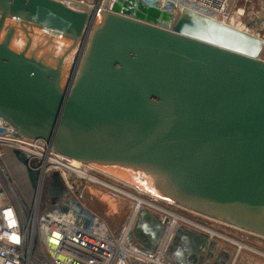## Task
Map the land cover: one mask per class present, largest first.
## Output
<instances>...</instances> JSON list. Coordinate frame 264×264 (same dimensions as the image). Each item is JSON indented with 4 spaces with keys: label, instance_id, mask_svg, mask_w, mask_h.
Returning a JSON list of instances; mask_svg holds the SVG:
<instances>
[{
    "label": "water",
    "instance_id": "obj_1",
    "mask_svg": "<svg viewBox=\"0 0 264 264\" xmlns=\"http://www.w3.org/2000/svg\"><path fill=\"white\" fill-rule=\"evenodd\" d=\"M115 10L0 0V116L64 156L264 237V39L189 9L170 30ZM8 20L29 39L22 52L11 44L16 27L3 33ZM26 26L73 42L56 67L27 55ZM80 42L64 84V60ZM13 153L36 189L30 156ZM49 179L58 206L69 191L58 173Z\"/></svg>",
    "mask_w": 264,
    "mask_h": 264
},
{
    "label": "built area",
    "instance_id": "obj_2",
    "mask_svg": "<svg viewBox=\"0 0 264 264\" xmlns=\"http://www.w3.org/2000/svg\"><path fill=\"white\" fill-rule=\"evenodd\" d=\"M57 1L75 9L97 10L100 13L112 11L115 0ZM139 1L145 3L150 11H157L160 16L153 18L137 10L133 11L130 18L168 30L185 9L233 26L235 18L244 16L246 12V6L238 5H252V0H241L239 4V0ZM258 1L264 5V0ZM164 15L168 17L167 20L163 18ZM14 150L28 154L31 168L39 172L32 209L26 207L2 166L6 152L13 153ZM71 159L42 141L23 137L0 116V264H173L167 259V253L176 231L185 226L211 239H225L239 250L243 249L241 246L246 247L213 231L209 226L182 216L173 207L175 201L148 193L134 184L100 172L99 168L80 162V166L73 167L78 173L68 171L65 165ZM53 173L61 176L69 193L58 206L53 204L51 209L41 213L38 206ZM71 177L131 201L132 211L118 235L113 234L101 219L80 202L81 194L69 186ZM76 182L72 183L75 187ZM70 203L67 212L57 210ZM144 210L156 214L164 229L152 252L147 251L148 246L136 229L138 218Z\"/></svg>",
    "mask_w": 264,
    "mask_h": 264
},
{
    "label": "rangeland",
    "instance_id": "obj_3",
    "mask_svg": "<svg viewBox=\"0 0 264 264\" xmlns=\"http://www.w3.org/2000/svg\"><path fill=\"white\" fill-rule=\"evenodd\" d=\"M240 2L241 0L238 1V4ZM238 6H246V10H245L246 12L244 16L235 18L233 26L239 29H242L244 31H248L257 37L264 39V13H263L264 5H262V3L258 0H252V5H238ZM113 7L114 9L119 10V11L115 10L116 13H119L120 15L125 16V17H130L134 14L133 11L139 10V9H135V7L127 6L126 2H122ZM94 11L95 10H91V13ZM139 11L147 14L146 10H139ZM95 12L98 13L97 10ZM148 15L152 17L153 14H148ZM100 17H101L100 15L96 17L95 24L99 23ZM10 22L12 21L10 20L8 24ZM90 32H88L87 36L89 35ZM16 40H18L17 37L15 38L14 40L15 42L12 45L13 47L18 46V43ZM52 40L54 41V39ZM52 40L48 42L45 49L51 50L50 47L55 46L52 44L53 43ZM79 44L76 46V49L73 52L76 55L80 53V48H81L80 46L82 42H80ZM38 45L40 46V44ZM64 49L66 50L67 48H64ZM56 53H57L56 51L48 52V54L46 55L47 58H43L41 60L46 62L48 59V61L49 62L51 61L52 63V60H49L51 58L50 56H53V54L56 55ZM59 54L61 55L62 52L59 51ZM261 59L264 60V50L261 54ZM56 60L58 59H55V61L53 62L55 63ZM69 66H70V62H69ZM2 166L4 168V171L7 173L8 177L10 178V182L12 186L15 188V190L17 191L18 195L23 200L26 207L29 209H32V206L34 204L35 189L31 187V184L28 180V176L26 174V170L24 166L16 159L14 153H12L11 151H7L6 154L4 155V158L2 160ZM99 171L102 173L106 172L107 174L115 178H118V179L123 178L115 174L112 175V173H108L107 171H104L101 169ZM0 175H1V170H0ZM98 176L103 177L101 175H98ZM71 179L72 180L70 181L69 186L71 188L77 189V191L81 194L80 202L84 204L99 219H101L107 225V227L110 229L112 233L116 232L118 235L121 232L123 226L126 224L130 216V213L132 211L131 209L132 206L130 208V204L128 203L126 198L124 199L120 196L112 194L109 190L104 189L99 186H95L91 183H85L82 180L73 179L72 177ZM122 180L130 184H134L137 187L144 189L148 193H154L156 195L163 196L156 189L139 184L137 182L131 181L126 178H123ZM74 181H77L76 187L72 185ZM46 185L44 188V193L40 200V204L38 206V209H40L41 213L46 212L48 209H51L53 205V202L50 201V198L48 200ZM90 186H93V188H96V190L97 189L98 190L93 191V192H88V187ZM106 193L112 194V198L109 197L108 199L113 201L112 203L115 204L117 208L116 212H114L113 209L111 210L109 200L107 201V198H105V196H107L105 195ZM175 203L176 204L173 206L174 209L178 211L180 214H182V216H185L188 219L193 220L202 225L209 226L210 228H212L213 231L218 232L219 234H222L223 236L230 238L234 240L235 242H239L248 248V249L243 248L239 250V248L236 245L232 244L231 242L225 239L214 238V239L223 241L224 243H228L234 247L233 256L231 255L229 256L227 254L226 256L224 255L227 259V262L229 261L228 264H264V237L251 233L249 231L234 227L221 219H215L207 215L201 214L190 208L184 207L178 204L177 202ZM174 250L175 249H173L172 251L173 256H175ZM34 253H35V249H34ZM37 256H39V254H37Z\"/></svg>",
    "mask_w": 264,
    "mask_h": 264
},
{
    "label": "crops",
    "instance_id": "obj_4",
    "mask_svg": "<svg viewBox=\"0 0 264 264\" xmlns=\"http://www.w3.org/2000/svg\"><path fill=\"white\" fill-rule=\"evenodd\" d=\"M97 190L96 188H93V186L88 187V192ZM105 195H107L105 198H107V201L109 200L111 210L113 209V211L116 212L117 208L115 204L112 203L113 201L108 199L109 197L112 198V194L106 193ZM127 201L131 208V201ZM162 227L163 226L156 214L147 210L141 212L136 224V229L137 234L140 235V238L144 240L145 244H147L148 247L146 248L148 252L153 251V245H156L157 247L158 242L155 244V241L157 238L161 237ZM113 234L117 233L113 232ZM204 235L205 234L200 233L193 228L186 226L181 227L176 231L175 236L170 244V248L167 253V259L173 264H194L196 257L198 258L196 264H228L229 261L227 262L225 256L226 254L233 256L234 247L228 243H224L223 241L207 238L205 245L202 248H199ZM172 244H174L173 249H175V256L172 255Z\"/></svg>",
    "mask_w": 264,
    "mask_h": 264
},
{
    "label": "flooded vegetation",
    "instance_id": "obj_5",
    "mask_svg": "<svg viewBox=\"0 0 264 264\" xmlns=\"http://www.w3.org/2000/svg\"><path fill=\"white\" fill-rule=\"evenodd\" d=\"M9 21L10 20H8L6 22V27H5L3 33H5L7 31L8 27L15 26L16 31H15L14 39L12 40L11 44L12 45L14 44V42H15L14 40L17 37L18 40H16V41L18 43V46H16V47L12 46V47L14 48V50H16L18 52H22L25 49V47L27 46L29 39L27 38L26 34L22 31L21 26L18 22L11 20L12 22L9 23L10 24V26H9V24H8ZM26 27L28 28V30H30V32H31L30 36L32 38V43H31L30 49L28 50L27 55L30 57L32 55H35V57L38 60H41L43 58H47L46 55L48 54V52L56 51L57 52L56 55L53 54V56H50L51 58L49 60H52V63H51V61L49 62L48 59L46 61L47 62L46 64L53 66V67H56L58 64V60L60 58H62L64 56L65 52H67L70 49L73 42L70 40H67V39L65 40L63 37L55 35L51 31H44V30H40V29L30 27V26H26ZM52 39H54V41ZM50 40H52V42H53L52 44L55 46H51L50 47L51 50H49V49L47 50V49H45V47ZM38 44H40V46ZM82 45H83V43L81 44L80 47H82ZM64 48H67V49L65 50ZM75 49H76V46L69 52L68 56L64 60L63 66H62L63 75H64V84H67V82L69 81V79L71 77V68L73 67V65L75 63V58L78 56V54L76 55L73 53L75 51ZM59 51L62 52L61 55L59 54ZM55 59H58V60H56V62L54 63L53 61H55ZM69 62H70V66H69ZM68 67H69V69H68ZM46 191L48 194L51 191L59 192L60 190L55 184H53V183L51 184V182H49L46 185ZM49 198H50V201H52V202H54L56 200L55 196H48V200H49ZM65 199H66V197H62L60 199V202H63V200H65ZM173 246H174V244H172V247H171L172 249H173ZM172 249H171V251H172Z\"/></svg>",
    "mask_w": 264,
    "mask_h": 264
},
{
    "label": "bare ground",
    "instance_id": "obj_6",
    "mask_svg": "<svg viewBox=\"0 0 264 264\" xmlns=\"http://www.w3.org/2000/svg\"><path fill=\"white\" fill-rule=\"evenodd\" d=\"M122 2H126V5L127 6H132V7H135V9H139V10H146L147 11V14L149 10V8L146 6L145 3L139 1V0H115L113 1L112 3V8L114 9L113 6H116ZM125 17V16H124ZM127 18H130V17H127ZM71 162L69 164H66L65 167L67 168L68 171L70 172H75V173H78V170L74 169L73 167H78L80 166V161H77L75 159H71L70 160ZM84 177V176H83ZM88 177V176H87ZM92 179V178H91ZM242 248H247V247H243L241 246ZM248 249V248H247Z\"/></svg>",
    "mask_w": 264,
    "mask_h": 264
}]
</instances>
